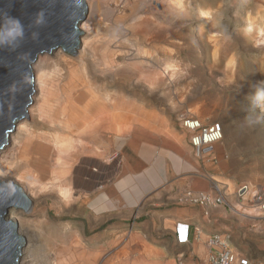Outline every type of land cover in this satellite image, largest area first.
Segmentation results:
<instances>
[{"label": "rangeland", "instance_id": "rangeland-1", "mask_svg": "<svg viewBox=\"0 0 264 264\" xmlns=\"http://www.w3.org/2000/svg\"><path fill=\"white\" fill-rule=\"evenodd\" d=\"M87 3L90 12L84 23L92 14L95 17L93 48L83 60L79 55L66 54L68 63L51 76L54 99L73 81L75 88L71 93L77 95L80 107H92L90 122H77L79 133L56 129L64 139L76 140L75 148L67 149L63 157L75 186L74 197L80 201L59 218L53 196L45 192L39 196L41 200L36 198L34 216L27 217L36 223H71L82 242L78 248L58 244L51 249V255L43 251V243L26 238L21 264L27 260V264L110 261L112 233L106 214L98 219V213L92 209L90 218L88 205L89 198L94 200L106 185L110 177L108 165L119 159L120 147L116 145L112 120L108 114H102L104 105H109L104 100L105 93L113 97V104L123 107L125 124L135 118L146 119L151 113L152 120L157 115V120L163 117L178 127L188 115L199 117L205 124L224 125L225 138L216 149L221 162L209 172L195 167L197 173L193 175L209 174L228 186L230 206L212 211V236L228 237L237 250L264 260V208H256L253 196L242 199L237 194L239 188H264V0H181L180 6L173 5L171 0ZM59 51L40 57L44 63L53 62L61 58L54 56ZM168 62L172 65L170 77L166 70ZM65 72L68 78L62 83ZM85 78L100 95L93 96V90L84 86ZM55 105L59 107L57 101ZM52 116L59 122L61 110L54 109ZM28 119L35 126L34 139L28 145L30 150L40 153L37 143L43 140L39 137L54 133L50 119L42 118L38 123ZM70 119L76 121L72 115ZM98 121L100 125L105 122L101 131L95 126ZM89 123L92 126L84 133ZM42 143L51 147L48 141ZM9 147L14 148L15 144L12 142ZM51 152L55 153L51 150L48 155ZM7 155L9 152L3 156L4 161ZM50 159L54 161L53 157ZM0 180L18 183L28 195L32 194L30 183L16 174L7 173ZM38 210L44 213L40 215Z\"/></svg>", "mask_w": 264, "mask_h": 264}, {"label": "crops", "instance_id": "crops-1", "mask_svg": "<svg viewBox=\"0 0 264 264\" xmlns=\"http://www.w3.org/2000/svg\"><path fill=\"white\" fill-rule=\"evenodd\" d=\"M153 116L130 120L125 124L130 126L126 133L114 131L119 159L108 165L110 177L104 189L94 200L89 198L90 212L95 209L98 219L105 213L110 225L112 254L108 264H208L214 249L209 245L214 234L212 212L207 218L198 207L180 205L177 196L185 190L208 191L215 178L194 176L193 172L197 173L195 167L209 172L220 158L216 151V162L212 157L198 158L182 124L178 127L163 117L157 120V115L152 120ZM181 222L200 229L198 237L194 234L184 245H178L176 237Z\"/></svg>", "mask_w": 264, "mask_h": 264}, {"label": "bare ground", "instance_id": "bare-ground-1", "mask_svg": "<svg viewBox=\"0 0 264 264\" xmlns=\"http://www.w3.org/2000/svg\"><path fill=\"white\" fill-rule=\"evenodd\" d=\"M171 3L175 6H180L181 0H171ZM89 10L90 8L88 7L87 16L90 12ZM93 15L94 14L91 15L86 23H84L86 21L85 20L83 22L84 24L82 23L80 26L81 31L86 33V36H84L83 39V35L81 36V47L77 53V55H79L82 60L93 48V42L91 40L95 25V17ZM59 50V53L54 54V56L61 57L59 59L62 60L61 63L58 59L55 61L53 60V62L44 63L40 57L34 64L33 70L35 74L36 92L33 95V102L28 108L29 117H25L18 123L16 130L10 137L9 141L10 143L13 142L15 147L11 148L9 147V144V146L0 152V177L7 173L16 174L22 178L23 181L30 183V188L32 189V194L29 193V197L33 203L31 209L29 211H24L21 208H13L9 212V220L19 224L21 232L25 238H27V240H32L34 238L37 240V242L43 243L42 247L45 248L43 251L45 253L49 252V254L52 253L51 249L58 246V244L68 246L71 245L74 248H78L82 242L81 236H78V232H76L77 230L74 226H72L71 223L53 224L51 222L41 221L40 223H36L27 217L34 216V213H36L37 209V206H35L36 198L39 199V196L45 192L48 193L49 196L50 194L53 196V205L57 208L56 211L59 218L62 217V214L68 212L69 209L74 208V206H76L75 204L79 203L80 198L74 197L75 186L73 187V182L70 178V168L63 157V154L67 149L75 148L73 146L76 140L72 137L64 139L59 132H56V129L58 131L70 130V132L79 133L81 130L80 125L77 122L79 120L90 122L89 117L92 111V107L81 108L78 103L77 95H72L71 92L75 88V82L73 81L70 82L71 84H68V87L65 86V88L60 90V97L54 99V95L52 93L53 86L51 83L52 73L60 71L62 69V65L64 63H68V56L70 57V55L67 56L65 52H62V49ZM171 68L172 65L168 62L166 70L169 77L172 76ZM84 70L87 71L86 67H84ZM64 74L65 78L61 80L62 83L67 81L68 78L67 72ZM83 75L87 77L86 72L85 74L83 73ZM60 76H63V74ZM85 79L84 86L89 91L93 90L92 95H100V92L94 88L92 82H89L87 78ZM104 100L105 102L109 103V105H104L103 113H101L108 114L109 118H111L112 128L117 131V133H123L127 130V128L129 129L130 126H125L123 107L121 105L113 104V97L109 93L104 94ZM56 101L57 104H59V107H57L58 110H61V116L58 118L60 119L59 122H57V119H53L52 116L54 109H57L55 105ZM108 109H110L111 112H108ZM109 113H111V115H109ZM70 115L76 117V121L71 120ZM28 118H33L34 123L40 122L42 118L50 119V128L54 131V133H44V136H40L39 138L43 141H48L51 147H47L42 142H39L37 143V150H39L40 153H36L37 151L33 152V149L30 150V145H28V142L30 143V141L34 139L33 129L35 126L32 127V124L29 122ZM98 122L99 124L95 126L97 130L101 131V129L104 128L105 122L101 125V121ZM86 126L87 127H85L83 130L84 133L86 129L90 128L89 126H92V123H89ZM106 129H109V126H106ZM51 150H54L55 153L53 154L51 152L48 155ZM7 152H9V155H7L6 160L4 161L3 156ZM18 154H20V157H16ZM49 157H53L54 161H52ZM251 193L253 194L255 191L251 190L250 194ZM41 199L42 198L39 200ZM38 213L41 215V213L43 214L44 211L38 210ZM65 232L68 233V236L65 234ZM41 240H43V242ZM27 262L28 260L25 263L27 264Z\"/></svg>", "mask_w": 264, "mask_h": 264}, {"label": "water", "instance_id": "water-1", "mask_svg": "<svg viewBox=\"0 0 264 264\" xmlns=\"http://www.w3.org/2000/svg\"><path fill=\"white\" fill-rule=\"evenodd\" d=\"M87 13V0H0V17H15L24 25V38L16 46L0 48V152L9 146L18 123L29 117L36 92L34 64L59 49L75 57ZM247 193L244 187L240 196ZM32 205L20 184L0 180V264H21L27 240L9 212L29 211Z\"/></svg>", "mask_w": 264, "mask_h": 264}, {"label": "built area", "instance_id": "built-area-1", "mask_svg": "<svg viewBox=\"0 0 264 264\" xmlns=\"http://www.w3.org/2000/svg\"><path fill=\"white\" fill-rule=\"evenodd\" d=\"M182 127L190 135V145L193 147L198 158L212 157L216 162L215 151L216 146L222 143L225 138L224 125L221 122H213L205 124L199 117L188 115L182 119ZM237 191L238 197L245 199L246 196H251L250 189L246 196L241 197ZM254 203L257 209L264 208V188L255 191L252 194ZM228 186L216 179L210 183V189L203 192H195L185 190L177 196V201L183 206L198 207L202 210L204 216L209 218L211 212L219 207L228 206ZM230 206V205H229ZM134 223L130 224V229H133ZM200 229L192 227L188 223H178L176 228V237L178 245H184L191 242L192 237H198ZM209 245L213 247V251L209 256L208 264H264V260H253L248 256L237 253L232 246L228 237L219 235L211 236Z\"/></svg>", "mask_w": 264, "mask_h": 264}, {"label": "clouds", "instance_id": "clouds-1", "mask_svg": "<svg viewBox=\"0 0 264 264\" xmlns=\"http://www.w3.org/2000/svg\"><path fill=\"white\" fill-rule=\"evenodd\" d=\"M42 15V14H41ZM39 23V21H37ZM24 38V25L18 18L0 17V48H11ZM259 93H257V97Z\"/></svg>", "mask_w": 264, "mask_h": 264}]
</instances>
